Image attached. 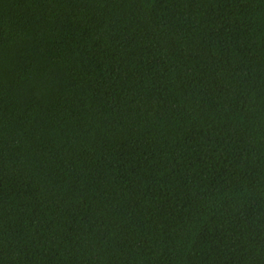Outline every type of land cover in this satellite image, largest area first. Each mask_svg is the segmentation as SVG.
Instances as JSON below:
<instances>
[{"label": "trees", "instance_id": "16d2710c", "mask_svg": "<svg viewBox=\"0 0 264 264\" xmlns=\"http://www.w3.org/2000/svg\"><path fill=\"white\" fill-rule=\"evenodd\" d=\"M0 264H264V0H0Z\"/></svg>", "mask_w": 264, "mask_h": 264}]
</instances>
